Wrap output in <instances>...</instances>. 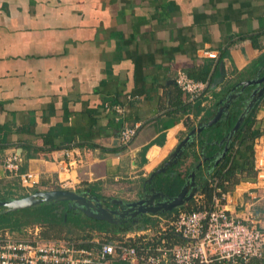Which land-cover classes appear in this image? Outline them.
Masks as SVG:
<instances>
[{
    "label": "crops",
    "instance_id": "crops-1",
    "mask_svg": "<svg viewBox=\"0 0 264 264\" xmlns=\"http://www.w3.org/2000/svg\"><path fill=\"white\" fill-rule=\"evenodd\" d=\"M262 58L264 0H0V159L20 153L21 172L34 173L35 183L1 181L17 183L22 193L90 191L106 202L137 201L152 186L170 195L157 178L144 184L187 137L188 124L194 129L210 122L236 85L264 77ZM180 71L208 85L201 101L178 88ZM254 89L237 97L218 123L232 116L237 123ZM256 104V123L264 129V97ZM134 127L136 136L122 144L121 133ZM211 127L202 140H209ZM227 135L211 142L218 145L209 151L213 163ZM202 140L185 154L176 195L207 157ZM255 142L261 156L264 135ZM203 169L211 181L215 168ZM176 175H168L172 183ZM256 182L236 184L225 207L264 228V183L258 188ZM194 208L192 199L172 212L150 214L127 233L88 229L69 238L106 241L155 232L179 210Z\"/></svg>",
    "mask_w": 264,
    "mask_h": 264
},
{
    "label": "built area",
    "instance_id": "built-area-1",
    "mask_svg": "<svg viewBox=\"0 0 264 264\" xmlns=\"http://www.w3.org/2000/svg\"><path fill=\"white\" fill-rule=\"evenodd\" d=\"M209 56L216 58L214 53ZM175 83L194 99L208 88L182 71ZM137 131L138 127L125 129L122 144L129 145ZM255 146L256 184L262 188L264 149L260 156L262 145ZM22 163L16 151L0 159V180L17 178L22 186L31 187L35 174L22 173ZM226 197L217 187L209 203L197 193L194 209L179 210L155 232L123 234L121 239H49L39 225L27 227L22 235L0 229V264H111L114 259L128 264H259L264 260V228L254 217L240 219L229 213Z\"/></svg>",
    "mask_w": 264,
    "mask_h": 264
},
{
    "label": "trees",
    "instance_id": "trees-1",
    "mask_svg": "<svg viewBox=\"0 0 264 264\" xmlns=\"http://www.w3.org/2000/svg\"><path fill=\"white\" fill-rule=\"evenodd\" d=\"M264 60V58H262ZM261 60V61H262ZM259 63L256 62L253 65ZM205 96L195 98L197 101H201ZM258 111V104L253 107L247 115L244 122L241 124L240 129L233 135L228 142L229 151L227 156L219 163V165L212 171V180L204 179L205 165L207 168H213V160L205 161L203 167L197 171V178H200L199 193L205 195L207 202L209 203L214 195L215 187L213 183L216 182V186L223 193H227L232 190L233 187L243 179L256 177L255 170V152L254 143L257 138L264 135V129L256 123V113ZM235 116H232L229 123H218L211 127L209 132L211 136L209 140H202L200 148L203 149L206 154V158L210 157L209 151L213 147L218 145L212 144L213 139L221 140L227 135L235 126ZM189 131L193 129V125H187ZM206 141V142H205ZM196 152V151H195ZM197 154V152H196ZM197 156V155H195ZM185 157L179 161V163L171 167L166 178H158L155 184L159 185L165 182V188L167 193L171 196L178 193L179 178H183L180 172L181 167L185 163ZM177 174L173 180L172 176ZM176 181L178 182L176 184ZM177 187V188H176ZM17 183H4L0 180V201H7L13 198H22L28 196L30 193H22ZM70 202H47L39 206L18 210L16 212H6L5 208H0V229H8L17 235H22L23 231L30 226L39 225L42 226V234L45 238L49 239H68L69 234L73 233L72 229H76L78 233L86 232L88 229L97 230L98 232L107 233H127L132 231L136 225H114L102 221H96L87 217L80 210L70 209ZM121 235H117L116 238L121 239ZM113 238H115L113 236ZM70 239V238H69ZM264 263V260H263ZM262 263V264H263Z\"/></svg>",
    "mask_w": 264,
    "mask_h": 264
},
{
    "label": "water",
    "instance_id": "water-1",
    "mask_svg": "<svg viewBox=\"0 0 264 264\" xmlns=\"http://www.w3.org/2000/svg\"><path fill=\"white\" fill-rule=\"evenodd\" d=\"M264 77L260 76L255 79L243 81L236 85V87L231 90L230 94L223 101V106L220 111L217 113L216 117L208 123H202L198 127L192 129L187 137L179 143L177 148L170 155L168 161H166L161 168L156 170L151 177L145 182L146 184L151 183L152 180L161 173H166L170 167H173L179 163V161L185 156L188 149L194 146L197 142L202 140L203 131L206 128L214 126L217 124L223 117L224 111L228 113L230 105L233 101L239 97L248 87L255 88L250 94V99L244 113L239 118L235 127L230 131V133L225 137L222 143H227L231 140L233 135L240 129L242 122L245 119V116L249 111L254 107V105L264 97ZM240 93H234V90H239ZM228 152V145L225 147V151L220 155L218 160L214 161V167L216 168L222 159L226 156ZM209 161L215 159L213 158H204L200 161L197 170H199L204 161ZM210 174V173H209ZM199 191V184L197 178V172H191L184 185L182 186L180 192L176 196L166 195L163 191H158L155 188L149 189V192L144 193L141 199L129 203H125L120 199H110L102 200L96 195H93L90 191H71L66 189H53L46 191H38L28 196L22 198H13L7 201H0V208H5L6 212H16L18 210L33 208L47 202H70V209L74 208L75 210H80L87 217L94 219L96 221H102L110 224H119L125 218L137 217L138 215H148L154 214L158 215L160 213L165 214L172 212L180 207L185 206L189 203ZM159 199V201H155ZM112 206L118 208L113 209Z\"/></svg>",
    "mask_w": 264,
    "mask_h": 264
},
{
    "label": "flooded vegetation",
    "instance_id": "flooded-vegetation-1",
    "mask_svg": "<svg viewBox=\"0 0 264 264\" xmlns=\"http://www.w3.org/2000/svg\"><path fill=\"white\" fill-rule=\"evenodd\" d=\"M167 172H168V171H167ZM167 172H166V173L158 174V175L154 178V181H155L156 178L158 179V178H160V177H162V179H165L166 176H164V175L167 174ZM161 175H163V176H161ZM159 186H162V184L159 185ZM154 187H155V186H154ZM152 188H153V186H152ZM155 201H159V199H156ZM112 207H113V209L118 208V207H116V206H112ZM149 215H150V214H148V215H143V216L138 215L137 217H133V218L127 217V218H125V220L121 221L120 224H121V225H130V226H132V225H137V223H140V222H143L144 220H146V217H148Z\"/></svg>",
    "mask_w": 264,
    "mask_h": 264
},
{
    "label": "rangeland",
    "instance_id": "rangeland-1",
    "mask_svg": "<svg viewBox=\"0 0 264 264\" xmlns=\"http://www.w3.org/2000/svg\"><path fill=\"white\" fill-rule=\"evenodd\" d=\"M72 230H73V233L72 234H69L68 236H70V237H76V236L79 235V233H78V231L76 229H72ZM80 234H82V233H80Z\"/></svg>",
    "mask_w": 264,
    "mask_h": 264
}]
</instances>
